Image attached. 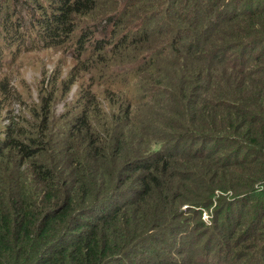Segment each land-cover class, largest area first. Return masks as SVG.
I'll return each instance as SVG.
<instances>
[{
  "label": "trees",
  "instance_id": "1",
  "mask_svg": "<svg viewBox=\"0 0 264 264\" xmlns=\"http://www.w3.org/2000/svg\"><path fill=\"white\" fill-rule=\"evenodd\" d=\"M16 1L74 64L5 113L0 264H264V0Z\"/></svg>",
  "mask_w": 264,
  "mask_h": 264
},
{
  "label": "rangeland",
  "instance_id": "2",
  "mask_svg": "<svg viewBox=\"0 0 264 264\" xmlns=\"http://www.w3.org/2000/svg\"><path fill=\"white\" fill-rule=\"evenodd\" d=\"M16 2V0H10L9 6L11 8L13 4L16 8V12L22 18L21 23L24 29L22 32L23 34L25 33L26 37H31L32 41L25 38V44L20 48V52H17L9 43L0 44L1 73L6 75L14 84L18 93L17 98L23 104L17 105L10 103L9 107H7V104H1L0 128L6 125L3 121L6 116L5 113L9 110L13 114H20L22 112V114L27 116L26 105L39 103L41 97L46 94L52 81H54V77L58 78L60 75L61 77H65L74 64L70 49H47L43 43L41 44L38 41L30 30L34 29L35 33H39L38 29L34 27V21L37 23V19H40V16H38L40 13H37L35 16L33 14L29 15L26 7L28 4L22 6V3ZM33 42L36 43L34 47L31 46ZM10 50H12L13 54L9 52ZM59 72H61L60 75ZM81 81H79V84ZM76 94H78V89L75 86L66 96L60 94L55 99L51 108L56 116H60L67 106H72L71 104L77 100Z\"/></svg>",
  "mask_w": 264,
  "mask_h": 264
}]
</instances>
